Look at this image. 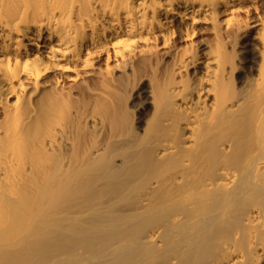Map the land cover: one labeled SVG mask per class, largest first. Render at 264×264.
Masks as SVG:
<instances>
[{"label": "bare ground", "instance_id": "1", "mask_svg": "<svg viewBox=\"0 0 264 264\" xmlns=\"http://www.w3.org/2000/svg\"><path fill=\"white\" fill-rule=\"evenodd\" d=\"M237 44L253 76L241 91L225 50ZM0 108V137H44L42 171L20 191L13 142L0 143L3 236L26 231L18 212L82 200L112 152L146 151L139 171L183 163L145 184L123 223L101 215L54 237L64 244L83 228L94 252L106 246L96 261L70 245V260L51 257L50 243L29 238L21 264H81L77 252L88 264H264V0H0ZM98 149L107 155L86 158Z\"/></svg>", "mask_w": 264, "mask_h": 264}, {"label": "rangeland", "instance_id": "2", "mask_svg": "<svg viewBox=\"0 0 264 264\" xmlns=\"http://www.w3.org/2000/svg\"><path fill=\"white\" fill-rule=\"evenodd\" d=\"M244 18H246V16H245V14H242L241 19L244 20ZM208 38H209V40H211V39L213 40V35L207 34L205 36H201L196 41L207 40ZM182 46H184L183 43L180 45V47H182ZM237 46H239V44H237ZM237 46L235 47V49H233L234 51L232 50V48H227V47L225 50H227V52L232 53L231 56H232L233 64H235V67L240 68L241 64L243 63L242 57L244 55H242V56L240 55L241 54L240 50H241L242 46L241 45L239 47H237ZM161 48H162V46H161ZM236 52H238V53L236 54ZM166 53H168V50L162 49L161 55H164ZM165 57H167V56H165ZM103 58H105V57H103ZM239 60H240V62L242 61L241 64H240ZM112 65H115V63ZM240 69L242 70V72L240 74L241 75L240 80L237 81L236 73H235L234 77L232 78L233 80L236 81V82H234V88H236L237 91H241L244 89V86H245L244 83L247 81L246 78H251V77L253 78V76L251 75L252 72L250 69H248V70L247 69L243 70V68H240ZM254 77H255V75H254ZM67 82H66L67 85H65L66 90L69 89V87L71 85H73V84H71L72 82L71 83L69 81H67ZM23 110H24V112L27 111L26 117H25L26 119L23 118L19 122L23 123V121H24V123L27 124V122H28L27 116H29L27 113L29 112V110H27L26 108ZM147 110H148V115H145L143 117V118H145L144 119L145 122L147 120H149V118L153 112V108L150 107ZM2 113H3V109L0 108V116H1L0 126H1L2 131H3V132L2 131L1 132L4 133L9 128V121L6 118H3ZM30 116H32V114ZM26 120H27V122H25ZM147 122H149V121H147ZM143 128H145V125L143 126ZM38 132L39 131H37V133ZM37 133H35V135ZM43 138L44 137H19V135H18V137H14L12 139H9L8 137H0V143H1L2 147L5 148L10 142H13V146L15 147V151H14L15 152V158L19 164L18 175L16 176V182H18L17 184L20 186V187H18L19 191L22 188L21 186L25 187L26 185H28L27 182H28V179L31 178V176H33L35 174L37 175L40 170L42 171L43 167L39 164H40V157L42 154L41 143H42ZM65 142H66V144H65L66 147H68V149H69V147L71 145V141L69 140V138L66 137ZM211 146L212 145H210V147ZM139 149H141V148H139ZM211 149L213 150V146L211 147ZM104 153H105V149H103V150L98 149L97 151L95 150L92 152L93 155L92 154H89V156L86 155V158L90 159L92 157L91 158L92 160L93 159L96 160L99 158V156L103 155ZM142 153L143 154H140L141 156H139V154L138 155H135V154L131 155L132 156L131 158L124 157L123 155H121L118 152H112L110 154V156L107 154H104V157H105V155H107L104 159L107 158L108 161L110 160L108 169H102V171H95V172H93V175H91V173L88 174L89 176L87 174H85V176H84V174H80L77 176V178L72 179V181H77V180L81 181L86 176H88V178L93 177L95 180H98V182L95 183L94 185H91V184L88 186L84 185L85 187H83L82 191H83V194H85V195H84V198L82 200H81L80 196L78 195L77 198L72 199V201H69L68 202L69 204L68 203H65V205L63 204L64 206H61V208L57 209V211H56V209L50 210L48 214L41 215V216H39V215L37 216L35 214V212H34L36 209V206H35V207L30 208L31 214H33V215H30V212H28L29 217L27 214L25 215L24 212H23L24 214L22 212H20V214L22 213L21 214L22 220L21 219L19 220L20 214L18 212L17 213L18 215L16 214L17 217L15 216L17 224L19 223V221L20 222L27 221L26 223H27L28 227H27L26 231H24V232L17 231L18 233L14 234L11 237L3 236L0 234V264H21V260L23 258V254L21 253L22 252L21 247H23L24 243L26 242V240H29V238H30L31 243L32 242L36 243L37 241L38 242L45 241L46 243H50L49 249H50V256L51 257H54V258L59 257L62 259L70 260V257L66 256V254H67L66 249L68 250V247L70 245L71 246L70 249L74 248L75 252L77 251L76 249H78V252L80 253V255L81 254L85 255L84 257L81 255L82 259H85V257L87 258V255L91 256V254H94V257H95L94 260L96 261V259H98L97 255L100 253L102 254V252L104 253L106 246L103 243H101L100 251L94 252L92 250V248L90 247V245L88 244L90 242L89 239L94 237V235L82 231L83 228L77 227L78 229H76V230H78V232L73 228L70 231V233H67L66 237L64 238L65 241H63L64 244H62V242H59V244L58 243L55 244L56 238H54V237H57V235H59L58 233H60V232L62 233V230H64L65 227L68 228L67 226H69V225L76 224L75 225V227H76L77 225L79 226V224H81L86 219H91L93 217L95 218V217H98L101 215L107 214L110 216L111 219L120 220V224L123 223V217L125 216L127 210H129L128 208H130V207L135 208V204H137V202H138V200H137L138 197L139 196L141 197V193H140L141 189L143 188V186L145 184L148 185V184H150V182H152V181L154 182V180L161 179L162 176L168 177L171 174L173 175L175 172H178V170L182 169L183 163L178 162V163H175L174 166L169 167L167 169H163V168H154V169L146 168V169H144L143 168L142 171H139L138 170L139 168L137 169L136 166H138V164H140V160L142 158L144 159L145 157L146 158L148 157L146 155V151L143 150ZM136 156H138V157H136ZM215 158L217 161L223 160L220 158V155H215ZM212 162H215V160ZM184 167L185 166H183V170H184ZM27 168L28 169L31 168L33 171H29ZM140 169H142V168H140ZM185 169H187V168L185 167ZM129 170L131 173L129 172ZM137 171H139L140 174L137 173ZM101 172H103V173H101ZM108 172L109 173L112 172L111 175ZM105 173H108V175H106ZM97 174H99V175H97ZM81 175H83V176L81 177ZM125 176H126V178L128 176H130V177H128V179H126ZM99 177H101V178H99ZM102 177L105 178L106 180L103 181ZM25 179H26V181H24ZM112 180H113L114 185L112 184ZM121 182H122V184H121ZM18 185H16V186H18ZM115 185L117 187H115ZM110 190H111V192H110ZM15 194H16V192H15ZM17 197H18V195H17ZM79 199H80V201H79ZM77 200H78V202H77ZM21 201H22L21 199H20V201H19V199H16L15 203L18 204ZM31 202H32L31 205L35 204L34 201H31ZM22 204H23V202H22ZM22 204L20 203V204L15 205V206L17 208H20V207L22 208V206H23ZM128 206H130V207H128ZM133 208H132V210H133ZM30 209H29V211H30ZM97 214H99V215H97ZM22 215H25V217L23 218ZM34 216H36V217H34ZM40 217H42V218H40ZM40 230L42 231V233H40ZM36 231H37V233H36ZM75 231L77 233H74ZM38 232L40 234L37 236ZM68 232H69V230H68ZM81 232L83 233V235L81 234ZM34 234L36 236H34ZM96 235H97L96 242L99 241L98 238H101V239L106 238V237H104L105 236L104 233L102 235L95 234V236ZM111 235H115V234H111ZM67 236H69V237H67ZM79 236H81L80 239H79ZM72 237H74V239ZM66 238H68V239H66ZM69 238H72L73 240L69 239ZM76 240H77V242L79 240V242L77 243ZM113 240H115V239H113ZM73 243H74V245H73ZM67 244H68V246H67ZM35 250H40V248H36ZM89 250H91V251H89ZM78 252L74 255L75 256L74 261H80V262H82L81 264H88L87 262H84L83 260H81V257H79ZM90 260H91L90 263H92V261H94L92 259H90ZM45 264H48V263H45Z\"/></svg>", "mask_w": 264, "mask_h": 264}]
</instances>
